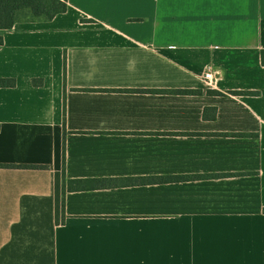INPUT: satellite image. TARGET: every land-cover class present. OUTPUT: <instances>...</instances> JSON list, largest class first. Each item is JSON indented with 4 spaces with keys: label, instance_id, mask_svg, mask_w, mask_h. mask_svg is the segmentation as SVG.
I'll return each instance as SVG.
<instances>
[{
    "label": "crops",
    "instance_id": "1",
    "mask_svg": "<svg viewBox=\"0 0 264 264\" xmlns=\"http://www.w3.org/2000/svg\"><path fill=\"white\" fill-rule=\"evenodd\" d=\"M0 36V163L46 166L0 168V264H264V0H68Z\"/></svg>",
    "mask_w": 264,
    "mask_h": 264
},
{
    "label": "trees",
    "instance_id": "2",
    "mask_svg": "<svg viewBox=\"0 0 264 264\" xmlns=\"http://www.w3.org/2000/svg\"><path fill=\"white\" fill-rule=\"evenodd\" d=\"M68 9V0H0V30L12 29L17 22L20 21H49L56 15L66 12ZM0 44H3V38L0 36ZM264 61V50L262 52ZM66 72V67H65ZM17 81L15 78L0 77V87H15ZM33 84L41 86L44 84L42 78H34ZM163 92H173L181 94H197L202 93L201 90L191 89H176V90H156ZM208 93L215 95H223L224 93L218 90H209ZM234 94H243L244 91H233ZM212 111V113H210ZM217 108L207 107L204 111L205 118H216ZM238 136L248 135L246 133H230ZM19 166V167H46L39 165H14V164H2L1 167ZM203 175H187V176H156V177H143L134 178L132 183H152V182H164L169 180H181L191 177H200ZM66 178H64V190H66L67 184ZM100 185L117 184L115 181L108 179L98 180Z\"/></svg>",
    "mask_w": 264,
    "mask_h": 264
},
{
    "label": "built area",
    "instance_id": "3",
    "mask_svg": "<svg viewBox=\"0 0 264 264\" xmlns=\"http://www.w3.org/2000/svg\"><path fill=\"white\" fill-rule=\"evenodd\" d=\"M204 79H206L210 85H215L217 80V71H214L212 68H208L204 73Z\"/></svg>",
    "mask_w": 264,
    "mask_h": 264
}]
</instances>
